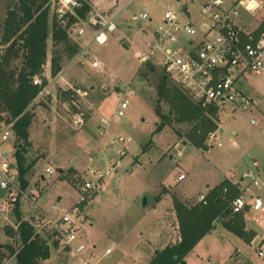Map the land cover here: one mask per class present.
Masks as SVG:
<instances>
[{"label": "rangeland", "instance_id": "374dc122", "mask_svg": "<svg viewBox=\"0 0 264 264\" xmlns=\"http://www.w3.org/2000/svg\"><path fill=\"white\" fill-rule=\"evenodd\" d=\"M9 2L11 0H0V34ZM174 2L89 0L100 12L112 10L117 14V30L109 34V41L104 46L92 43L82 50L84 47L81 46L87 42L78 40L81 44L79 54L86 56L85 59L64 62L60 73L53 79L48 77L46 90L34 101L33 146L24 153V162L27 166L39 161L26 177L25 190L20 188L19 181L18 184L15 181L17 189L10 187L0 199V264L14 262L8 250L14 242L4 230L6 227L15 229L17 214L46 237L50 231L38 228L35 217L44 215L57 219L70 213L71 219H76L73 208H78V243H83L86 249L82 256L94 254L97 264H149L157 250L177 241V225L170 215L172 210H169L174 193L180 200H191L187 202L190 205L197 204L200 195L206 193V187L222 178L236 180L246 187L248 183L241 182L240 177L249 169L248 164L256 162L259 186L248 189L246 200L259 198L264 205V70L258 75H247L238 86L253 101L252 114L235 112L226 105L218 113L221 133L218 132L210 147L207 144L204 149L187 146L180 148L182 155L177 156L175 144L182 142V136L190 126L172 121L170 126L157 131L160 118L155 109L160 108L161 114L165 115L170 110L163 102L157 106L156 86L162 73L159 69L150 73L139 62L137 55L144 51L145 38L131 17L148 13L152 22L144 28L155 30L167 7L178 9ZM84 19L80 18L74 28L80 27L91 33L81 21ZM263 20L260 10L243 13L239 26L250 33ZM86 38L90 40L89 34ZM125 41L131 45L128 50L123 48ZM52 52L53 46L48 39L47 73ZM94 61L101 67L91 69L90 63ZM121 83L132 84L134 94L125 97L128 107L124 116L114 117L123 96L119 89ZM170 83L168 80L167 84ZM72 88H81L85 92L83 97L73 95L76 107L60 95L67 89L73 94ZM75 114L83 118L81 127L72 124ZM101 118L110 119L108 134L103 137L95 128ZM251 118L255 125L250 124ZM119 137L130 138L133 143L126 147L122 157L119 156L120 148L110 145L112 138ZM14 140L11 135L7 141H0V151L8 154L10 165H15ZM48 167L53 171L52 175L45 173ZM69 169L73 170L71 174H68ZM92 169L106 173L101 188L84 195V201L79 202V185ZM180 173H184L186 179L177 182ZM169 183H177L172 193L167 187ZM159 197L160 201L154 203ZM144 198H148L147 208L142 206ZM249 214V221L261 219L254 212ZM159 218L160 223H157ZM263 237L264 227H261L252 242L245 244L217 223L215 229L185 256L184 263L264 264V258L259 261L256 253ZM52 242L50 239V259L41 264L78 263L79 258L67 253L60 242L56 246ZM12 246L17 247L16 244ZM107 248L112 253L106 257L103 254Z\"/></svg>", "mask_w": 264, "mask_h": 264}, {"label": "built area", "instance_id": "2783aa9c", "mask_svg": "<svg viewBox=\"0 0 264 264\" xmlns=\"http://www.w3.org/2000/svg\"><path fill=\"white\" fill-rule=\"evenodd\" d=\"M174 4L178 9L167 7L160 23L152 31L144 28L146 24L152 22L148 13L142 12L131 17V21L138 24L145 37L144 51L137 55L141 65L159 69L192 103L201 107L204 113L210 110L219 113L225 109L226 105H229L235 112L252 114L253 101L246 97L238 86L247 75H258L264 70V32L255 38L253 33L258 27L249 33L245 32L239 24L243 13L251 14L260 10L264 18V0H175ZM84 5L89 6V11L85 19L81 21L85 22L91 33H86L80 27L74 28L76 22L80 21L77 11L81 10ZM49 11L50 18L69 32L78 44V40H83L89 34L90 40L82 50L92 43L99 46L106 45L109 41V34L117 30V14L111 11L100 12L92 8L88 0H50ZM85 57L80 53L74 59L84 60ZM90 67L96 70L101 67V64L94 61L90 63ZM48 77L52 79L50 71L47 73L46 65H44L42 72L33 78V84L40 85L42 79L47 80ZM46 88L47 85L39 94L38 99ZM119 89L123 96L114 112V117L124 116L128 107L125 97L128 94H134L132 84L121 83ZM72 91L78 97L85 96L81 88H72ZM74 105L76 107V103ZM72 124L76 128L81 127L83 118L75 114ZM250 124L255 125L254 119H250ZM109 125L110 119L101 118L99 120L95 128L100 137L108 134ZM217 135L218 130L209 132L205 144L209 146ZM10 136V126L5 127L0 132V141L5 142ZM113 144L120 148V157L125 155L127 146L133 145L130 138L121 137L112 138L110 145ZM187 146L191 145L185 139L184 134L182 142L175 144L176 155L181 156L180 148ZM217 146L221 145L217 144ZM248 168L240 177V181H246L248 185L238 187L239 194L229 202V210L232 215L254 212L261 218L264 214L263 202L255 197H251V201L248 202L245 196L250 187L259 186L258 164L252 162L248 164ZM45 173L52 175L53 171L47 168ZM105 175L106 173L101 174L97 169L88 172V177L78 188L81 195L79 202L84 201V195L101 188V181ZM0 178V189L5 192L10 187L17 189L15 184V181L18 184L17 172L11 168L8 154L1 151ZM184 178V175H180L178 180L181 181ZM225 193L224 189L223 200ZM199 203L206 205L204 195L199 197ZM73 212L76 219H71L70 213L57 219L38 215L36 226L54 232L66 252L79 258V264H97L98 260L94 256L81 255L86 249L83 243H78L80 241V237L77 236L78 208H73ZM252 220L258 223L256 219ZM263 248L264 237L256 250L258 260L264 258ZM111 253V249L107 248L103 256L107 257Z\"/></svg>", "mask_w": 264, "mask_h": 264}, {"label": "trees", "instance_id": "16d2710c", "mask_svg": "<svg viewBox=\"0 0 264 264\" xmlns=\"http://www.w3.org/2000/svg\"><path fill=\"white\" fill-rule=\"evenodd\" d=\"M49 3L50 0H11L5 7L0 34V132L10 126L11 135L15 138V167L22 190L27 188L26 177L35 165V162L25 165L23 149L31 147L34 101L48 83L44 78L40 85L33 84V78L42 72L46 63L47 41L50 39L53 46L50 60L52 78L60 73L63 63L73 60L81 49L71 34L50 18ZM88 11L89 6L84 5L77 11L78 18L84 19ZM263 32L264 22L253 35L256 38ZM146 70L150 73L155 71L151 66H146ZM167 82L162 73L156 86L157 106L163 102L170 110L165 115L161 114L160 108L155 109L160 118L157 131L170 126L172 121L176 124L186 123L190 126L185 133L187 142L195 149H204L207 134L218 128L217 111L204 113L172 82L171 85ZM60 95L69 102L74 101V93L69 89ZM224 189L226 200L222 199ZM238 194L237 187L224 181L205 195L206 205L197 203L188 206L172 197L178 240L157 252L149 264H185V256L213 231L215 223H220L227 232L250 244L255 234L246 232L242 215H232L229 210V202ZM16 219L15 229L6 227L4 230L5 235L17 245L16 248L13 244L8 247L10 256L14 258L13 264H41L48 261L51 257L50 239L53 246L59 243L56 234L50 232L46 237L42 236L31 223L21 220L18 214Z\"/></svg>", "mask_w": 264, "mask_h": 264}, {"label": "crops", "instance_id": "0c3cea01", "mask_svg": "<svg viewBox=\"0 0 264 264\" xmlns=\"http://www.w3.org/2000/svg\"><path fill=\"white\" fill-rule=\"evenodd\" d=\"M88 2H89V0H88ZM89 5L93 8V6L89 3ZM115 8H117V7H115ZM98 10V9H97ZM109 11H112V10H109ZM241 28H242V26H240ZM244 30V29H243ZM144 35V34H143ZM145 38V37H144ZM83 40H86V42H88L87 41V38L85 37ZM145 40V39H144ZM120 42L121 41H119L118 43L120 44ZM126 42V41H125ZM125 42H123V43H125ZM86 44V43H85ZM84 44V45H85ZM129 44V43H128ZM80 46H81V44H79ZM84 45L83 46H81L82 48L84 47ZM131 46V45H130ZM130 48V47H129ZM52 78V77H51ZM53 79V78H52ZM60 79H62L61 77H60ZM242 92V91H241ZM217 120H218V113H217ZM217 126H218V128H217V130H218V132H220L221 133V131H219V124H218V121H217ZM32 128V127H31ZM32 129H30V142L32 143L31 145L33 146V137H32ZM98 133V132H97ZM232 134H234L233 132H232ZM11 137V136H10ZM234 146H236L237 145V143L235 142V141H233V143H232ZM186 147H183V149H185ZM15 149V148H14ZM183 152V151H182ZM39 160H37L36 162H38ZM36 162H35V164H36ZM11 166H14V170H15V165H11ZM49 168V167H48ZM17 172V171H16ZM264 172V171H263ZM180 175H184L185 176V174L184 173H180L179 174V176ZM178 176V177H179ZM18 177V176H17ZM178 177H177V182H181V181H183V180H185L186 179V176H185V178L183 179V180H181V181H179L178 180ZM224 181H227V182H229L230 184H232V185H234L235 187H242V185L241 184H239V182L238 181H234L233 179H227V178H222L221 180H219V181H217V182H215L214 184H212V185H208L207 187H206V193L204 194V196L210 191V190H212L214 187H216L217 185H219L220 183H222V182H224ZM177 184V183H176ZM176 184H173V183H169L168 184V188H169V191H174V189H175V187H176ZM172 191H171V193H172ZM248 193V191L245 193V196L247 197V194ZM6 194V193H5ZM165 195H170L171 196V194H169V193H166ZM5 196V195H4ZM164 196V195H163ZM200 196H202V195H200ZM173 197H176V195H175V193H174V196ZM177 198V197H176ZM2 199V198H1ZM160 199H161V197H159V199L157 200V199H155V201H154V203L155 202H158V201H160ZM178 199V198H177ZM157 200V201H156ZM179 201H181L182 203H184L185 205H188L187 204V202H190L191 200H189V199H185V200H180V199H178ZM196 201H198L197 203H199V199L198 200H196ZM193 205H195V204H190V205H188V206H193ZM147 208V207H146ZM169 210L171 211L172 210V206L169 208ZM170 215H172V218L175 220V224L177 225V221H176V218H175V214H174V212H173V210L170 212ZM250 214H249V212H246L245 214H243L242 216H243V218H244V221H245V230H246V232H253L254 234H255V236L254 237H256V235H257V231L258 230H260V228L261 227H264V214L263 215H261V219H258L257 220V224L255 223V222H253V220L252 221H249V219H247L248 218V216H249ZM38 217V216H37ZM37 217H35V218H37ZM34 218V219H35ZM255 218V217H254ZM157 223H160V218L158 219V221H157ZM216 224L217 223H215V225H214V229H215V227H216ZM253 226H254V228H253ZM177 227V226H176ZM221 227H222V225H221ZM252 228L254 229L253 231H250V230H252ZM222 229H224L223 227H222ZM225 230V229H224ZM226 231V230H225ZM227 232V231H226ZM229 233V232H228ZM229 234H231V233H229ZM231 235H233V234H231ZM236 237V236H235ZM254 239V238H253ZM252 239V240H253ZM163 240V239H162ZM177 240H178V236H177ZM242 241V240H241ZM252 242V241H251ZM250 242V243H251ZM166 246V245H165ZM164 246V247H165ZM95 248V247H94ZM163 248H161V250H162ZM161 250H157L156 252H155V254L157 253V252H159V251H161ZM235 254H238V253H235ZM92 256H94L95 257V255L94 254H91ZM260 261V260H259ZM79 262H80V260L78 261V263L77 264H79ZM250 262H248V263H246V264H249ZM250 264H253V263H250Z\"/></svg>", "mask_w": 264, "mask_h": 264}, {"label": "water", "instance_id": "95a60500", "mask_svg": "<svg viewBox=\"0 0 264 264\" xmlns=\"http://www.w3.org/2000/svg\"><path fill=\"white\" fill-rule=\"evenodd\" d=\"M129 47H130V44H128V42L123 43V48H124L125 50H128ZM25 152H26V150L23 149V153H25ZM11 168L13 169L14 166H11ZM72 171H73L72 169H69V170H68V174H71ZM60 173H62V171H60ZM4 195H5V191L2 190V189H0V199L3 198ZM142 206H143V208H146V207L148 206V198H144L143 203H142Z\"/></svg>", "mask_w": 264, "mask_h": 264}]
</instances>
